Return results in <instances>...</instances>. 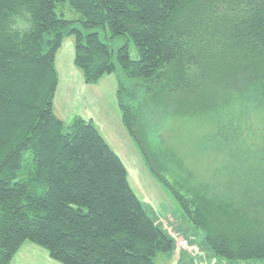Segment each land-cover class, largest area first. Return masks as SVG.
I'll use <instances>...</instances> for the list:
<instances>
[{"label": "trees", "instance_id": "trees-1", "mask_svg": "<svg viewBox=\"0 0 264 264\" xmlns=\"http://www.w3.org/2000/svg\"><path fill=\"white\" fill-rule=\"evenodd\" d=\"M69 36L85 83L115 76L122 123L183 213L176 233L202 231L216 263L264 264V0H0V264L24 243L59 264H157L176 251L98 127L54 113ZM147 115L210 125L223 180L165 176L138 135Z\"/></svg>", "mask_w": 264, "mask_h": 264}, {"label": "rangeland", "instance_id": "rangeland-1", "mask_svg": "<svg viewBox=\"0 0 264 264\" xmlns=\"http://www.w3.org/2000/svg\"><path fill=\"white\" fill-rule=\"evenodd\" d=\"M65 16L67 18L77 17L72 11H69ZM97 30L99 31L102 40L105 41L106 39L103 30ZM105 35L108 36V31L105 32ZM126 42L127 40L125 38H118L111 43L114 47H117ZM129 50L131 58H136L137 52L131 42H129ZM69 57H71L72 60V36L63 40L56 57L57 65L61 67V64H63ZM106 76L114 78L113 74H107L105 77ZM58 95L59 90H57V97ZM202 122L203 121L201 120L185 121L181 118L174 119L171 117L163 120H153L148 115L141 120L140 126L143 133L140 132L138 135L145 137L146 141H148L151 152L160 155V161H167L166 167L168 169L163 171V174L168 178L171 176L170 168H173L180 173L189 174L197 184H204L208 182V180L210 181L211 179H209V177L213 174H216L215 177H218L219 180H223L226 170L223 168L221 174L217 171L227 164V157L223 152H220L218 148H212L207 142L212 130L210 125ZM134 146L137 152H126L124 165L128 172L129 183L143 202L147 212L151 214V211H157L156 209H153V207L164 206L166 211L169 212L162 216L165 218L163 219L162 224L167 231H170L175 248H177L176 244L181 237L184 239L188 238L187 240L190 243L196 244L199 249L206 254L208 260L213 259L207 254L208 248L202 237V231L197 233L196 239H194L191 234L184 236L183 234L176 233V231L179 230L178 226L175 225L176 223L178 224L176 221L177 218H184L181 208L166 187L156 180L155 174L149 171L142 155L140 154L139 148L136 144H134ZM201 247L206 251L201 249ZM175 253H180V258L185 254L181 249H176ZM178 258L179 255L177 259ZM155 261L157 264H171V261L167 262L162 256H157ZM50 264L59 263L51 261Z\"/></svg>", "mask_w": 264, "mask_h": 264}, {"label": "crops", "instance_id": "crops-1", "mask_svg": "<svg viewBox=\"0 0 264 264\" xmlns=\"http://www.w3.org/2000/svg\"><path fill=\"white\" fill-rule=\"evenodd\" d=\"M60 49V48H59ZM58 53V51H57ZM57 57V54H56ZM74 58V50H73ZM69 57L61 67L55 66L58 73V85L54 96V113L66 125L76 117L91 120L99 129L109 146L117 153L122 162L126 152H137L134 142L122 123L121 113L116 100V79L102 76L97 83L84 82L82 73ZM57 90L59 95L57 97ZM152 209V208H151ZM154 213L160 216L167 212L164 206L153 207ZM190 234H193L192 232ZM179 255V258L177 259ZM171 264H190L180 262V253H173L163 258ZM53 261L45 250L31 244L24 243L13 256L10 264L51 263Z\"/></svg>", "mask_w": 264, "mask_h": 264}, {"label": "built area", "instance_id": "built-area-1", "mask_svg": "<svg viewBox=\"0 0 264 264\" xmlns=\"http://www.w3.org/2000/svg\"><path fill=\"white\" fill-rule=\"evenodd\" d=\"M176 249H181L187 255L191 264H218L215 259H207L196 244L190 243L187 239L180 238L176 244Z\"/></svg>", "mask_w": 264, "mask_h": 264}]
</instances>
